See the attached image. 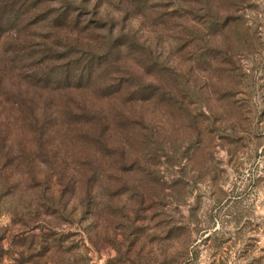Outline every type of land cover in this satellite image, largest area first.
I'll return each instance as SVG.
<instances>
[{"label": "rangeland", "instance_id": "rangeland-1", "mask_svg": "<svg viewBox=\"0 0 264 264\" xmlns=\"http://www.w3.org/2000/svg\"><path fill=\"white\" fill-rule=\"evenodd\" d=\"M0 264H264V0H0Z\"/></svg>", "mask_w": 264, "mask_h": 264}, {"label": "trees", "instance_id": "trees-1", "mask_svg": "<svg viewBox=\"0 0 264 264\" xmlns=\"http://www.w3.org/2000/svg\"><path fill=\"white\" fill-rule=\"evenodd\" d=\"M78 76H80V75H78ZM78 76H77V77H78ZM77 77H76V78H77ZM77 80H78V81H81V80H82V76L79 77V78H77ZM62 81H63V78H60V77H59V78H58V77H56V78H55V77H51V78H47V79H46V84H47V85H50V84H52L53 82H54V83H55V82H58V83L60 82V83H61ZM64 82H65V81H64ZM52 90H53V89H52ZM86 113H87V112H86ZM87 115H88V113H87ZM77 117H80V116H77Z\"/></svg>", "mask_w": 264, "mask_h": 264}]
</instances>
